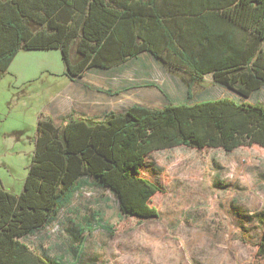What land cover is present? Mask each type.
<instances>
[{
    "label": "trees",
    "instance_id": "trees-1",
    "mask_svg": "<svg viewBox=\"0 0 264 264\" xmlns=\"http://www.w3.org/2000/svg\"><path fill=\"white\" fill-rule=\"evenodd\" d=\"M264 0H0V79L17 52L59 49L69 79L143 52L192 83L211 74L238 94L202 101L130 105L96 119H38L20 193L0 186V264H62L25 240L55 219L89 182L114 194L121 214L158 216L159 186L140 175L149 152L185 146L264 149ZM73 50L75 56L72 57ZM264 264V230L256 247Z\"/></svg>",
    "mask_w": 264,
    "mask_h": 264
},
{
    "label": "rangeland",
    "instance_id": "rangeland-1",
    "mask_svg": "<svg viewBox=\"0 0 264 264\" xmlns=\"http://www.w3.org/2000/svg\"><path fill=\"white\" fill-rule=\"evenodd\" d=\"M264 49V43H262ZM59 49L22 50L0 79V186L27 175L38 119L102 118L130 105L158 108L238 94L206 74L170 71L148 52L69 79ZM17 54V53H16ZM75 56L73 50L72 57ZM10 85V86H9ZM264 104V87L246 99ZM140 175L160 188L154 218L120 213L109 190L91 182L25 240L62 264H255L264 230V149L175 146L149 152ZM20 190V189H19ZM18 190V191H19ZM13 192V191H12Z\"/></svg>",
    "mask_w": 264,
    "mask_h": 264
},
{
    "label": "crops",
    "instance_id": "crops-1",
    "mask_svg": "<svg viewBox=\"0 0 264 264\" xmlns=\"http://www.w3.org/2000/svg\"><path fill=\"white\" fill-rule=\"evenodd\" d=\"M34 50H39V49H32V50H28V51H34ZM22 51V50H21ZM21 51H19V52H21ZM19 52H17V54H16V56L19 54ZM14 59H15V57H14ZM14 59H13V61H14ZM13 61L11 62V63H13ZM11 63H10V65H9V67H11ZM9 67L7 68V70L9 69ZM210 74V73H209ZM10 86V85H9ZM49 116V115H48ZM34 138H31L30 139V142L33 144V146H34V140H33ZM33 146H32V150H31V155H32V151H33ZM31 162V161H30ZM29 166V165H28ZM27 169H28V167H27ZM27 172H28V170H27ZM27 176V175H26ZM25 178V177H24ZM24 178H23V180L21 181L22 182V185H20V190L18 191V190H16V188L15 187H13L12 185H9V188L13 191V193H15V194H17V193H20L21 192V190H22V188H23V182H24ZM7 189V188H6ZM12 191H10V192H12Z\"/></svg>",
    "mask_w": 264,
    "mask_h": 264
}]
</instances>
